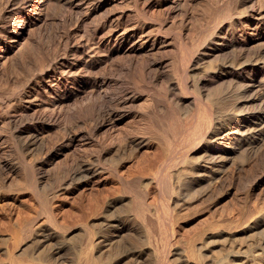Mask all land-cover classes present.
<instances>
[{"label": "bare ground", "instance_id": "bare-ground-1", "mask_svg": "<svg viewBox=\"0 0 264 264\" xmlns=\"http://www.w3.org/2000/svg\"><path fill=\"white\" fill-rule=\"evenodd\" d=\"M43 1L36 0L35 5L29 8L31 0H19L18 7L10 8L12 10L7 16L8 23L5 24L4 20V24L0 25V63L2 57L11 52L16 53L17 57L10 58L12 60L10 73L12 70L16 73L23 72L30 78L40 77L48 82L52 93L45 100H37L38 98H32L26 87L24 88L25 83L24 86L21 83L23 86L21 88L19 85L21 90L17 86L18 92L15 93L16 90L13 91L12 88V94H15L11 97L8 95L9 98H5L6 101L1 99L3 95L0 97V137L4 131L5 135L7 134V141L9 140L10 146L12 145L17 154L15 161L0 160V168L6 167L19 173L22 176L21 187L35 188V192L38 188L36 186L38 180L44 179L45 176L42 174L40 176V168L32 164L33 161L24 159L21 150L35 145L40 133L37 128H32L31 124L23 121L30 116V119L32 117L36 121L52 124L53 127L66 128L68 123L82 117L89 119L98 114L111 118L121 116L122 108L134 103L135 98L121 100L116 107H111L106 99L96 101L97 99L95 100L93 96V90L100 84L94 68L97 56L101 53L102 44L113 42L115 46L121 48L128 42L134 45V42L140 40L142 45L151 36L157 35L146 33L143 29L131 31L122 29L123 31L118 32L121 22L110 21L106 31L98 36V33L102 32L100 28L97 29L95 26L97 30H91L92 25L88 27L85 24L86 26H83H85L86 38L84 37L81 41L83 36L79 37L80 42L68 45L67 49H63L64 53L54 52L53 54L49 48L45 47V50L39 51L40 53L34 51L39 55L33 57L31 52L35 49L34 47L30 49V43L35 33L34 29H37L36 25L40 21H46L44 17L47 15L43 16L42 11L46 10L44 12L47 13L52 0H45L42 4ZM181 1L169 0L170 6H168L177 9ZM202 1L203 15L201 13L199 15L203 17L202 21L198 20L202 23L194 25L193 21L192 26L186 24L183 28L182 25V31L175 35L174 45L177 43L175 50L178 49V51L176 53L172 51L175 53L172 57L162 58L152 65L147 63L142 66L141 62L139 64L142 68L138 71L140 70L143 80L165 78L169 82L165 89L169 88L171 92L170 97L159 99L157 104L149 98L145 107L143 108L144 104H141L143 109L137 110L138 117L142 121L139 125L140 131L137 132L143 135L137 143L150 147L151 141H154L160 154L158 160L148 157L145 159L147 163L143 171L148 175L146 186H134V184L132 186L125 180L122 193L106 198L102 204L94 207L90 214L92 222L87 220L80 225L70 224L68 221L60 222L55 214L53 215V211L45 205L44 213L47 223L44 226L39 224L40 228L38 225V229H33H36L34 235L37 238L34 241L37 242H35L36 245L43 248L39 254L45 252L43 262L46 261V264H111L108 263L109 258L120 248L123 249V253L114 264H119L125 259H132V264H264V201L251 203L256 183L264 185V173L256 183H251L250 175H248V170H252L253 167L251 163L264 148V0H201L200 2ZM183 2L186 3L188 0ZM51 8L53 9V6ZM55 8L54 6V10ZM16 17L19 18L17 25L14 23ZM185 21L188 23L187 20ZM26 30L30 32L26 34ZM34 37L33 40H35ZM50 41L47 42L51 44ZM110 49L112 51L113 48L110 47ZM102 52L101 55H104V51ZM219 59L221 61L218 62ZM29 62L32 63L31 67L28 66ZM196 71L201 72V75ZM206 76L209 78L211 88L218 83L221 85L228 83L227 90L224 91L219 87H215L214 90L213 87L214 91L204 98L200 84ZM135 83H138V80ZM146 84L148 85L147 82ZM191 86L194 87V91H190ZM86 92L88 97L85 96L87 101L85 100L83 105L73 111L66 110L65 103ZM188 93L193 96L194 110H185V106L184 109L181 107V101L185 100L184 97ZM15 110L19 113L12 112ZM103 126L102 123L99 129ZM113 142L112 137H107L96 141L95 145L100 147ZM100 157L101 155L97 154L94 158L82 159L78 167L75 169L74 166L72 167L74 170H71V178L83 179L85 176L97 174L99 168L93 167V162L98 161ZM247 158H249V164L245 166L244 161ZM50 169L46 173L48 179L52 177L56 180L57 174L58 176L60 174L59 169L57 171L56 168L55 171ZM239 181L245 187L241 195H235V184ZM19 182L20 180L16 183ZM226 182H229L227 190L222 194L217 193ZM90 184L89 180L84 186ZM48 185H46L47 188ZM46 186L44 184V187ZM203 186H207L205 192L210 191L216 196L210 208L211 211L204 208L205 200L201 197L190 206L183 204L178 211L172 209V205H179L181 201L199 194ZM8 187L14 190L15 186ZM15 189L18 188L15 187ZM153 190L159 191V202L150 199V193ZM4 193L6 194L5 191ZM46 194H48L47 191ZM14 197L16 198V195ZM228 197H231V206L235 211L233 215L228 214L227 204L219 205ZM3 210L6 209H2V212ZM12 211L0 214V264L4 262L12 264L15 261H17L16 264H24L25 261L22 259H25V253L22 251L23 254L20 255L19 252L22 257L19 259L15 250L18 251L22 247L19 240L28 234L29 239L31 231L33 232L32 223L26 221L22 231L19 229L20 236L15 237V231L12 234V230L10 232L9 226L7 227V222L12 218ZM189 216L192 217L185 219ZM181 219L187 221L180 222ZM79 230L84 232L85 245L77 253L75 250V252L72 251L71 256L74 257L68 261L70 247L68 248L64 242L78 235ZM257 233L263 234L259 241H244ZM28 239L26 242L29 241ZM10 240H12L11 243ZM21 241L23 242V239ZM169 259L172 263H169Z\"/></svg>", "mask_w": 264, "mask_h": 264}, {"label": "rangeland", "instance_id": "rangeland-1", "mask_svg": "<svg viewBox=\"0 0 264 264\" xmlns=\"http://www.w3.org/2000/svg\"><path fill=\"white\" fill-rule=\"evenodd\" d=\"M44 1L42 2V4L44 3ZM183 1H187V0H182L181 4L182 3L183 4L182 5L180 4L177 9H172L169 7L170 6L169 0H162V1L161 0H52L50 3L49 10H51L52 9L51 7L53 6L52 10L54 11V13L52 10L50 12L49 10H47V13L44 12L46 10L42 11L43 13L42 15L43 16L47 15L49 18L47 16H46L47 18L44 17L46 19V21L44 19L46 23L43 21L42 22L40 21L36 25L37 29H34L35 33L33 37L35 36L34 37L35 40H33V37H32L31 39L32 44L30 43V49L31 48L33 49V47L35 49L31 52L33 57H37L40 53L39 51L41 49L45 50V47L47 49L49 48V51L51 50L50 52L53 54L54 52L56 54L64 53L65 51L63 49L64 48L67 49L68 45H71V43H74L72 45H75V44H78V42H80L79 37L83 36L80 39L81 41L84 39V37L86 38V33H84L85 32L84 28L86 25L88 27H91L90 25H92L93 28L91 27V30H97L100 28L99 30L100 31L102 30V32L99 31L100 33H98V36H100L101 34L104 33V31H106V27L107 25L110 24V21L121 22V25H120L121 28L120 27L118 28L119 30L118 32H121L124 29L125 30L127 29V31L128 30L131 31L134 29H138V30L143 29L146 33L149 32V33L157 34V35L151 36V38L148 39L142 45H140V40L136 41L137 43L134 42V45H132L133 43L128 42L121 48H118L117 46H115L113 42L102 44V48L100 51L101 53H99L100 55L97 56V61L95 63L96 66L94 68V73L98 74V75L97 74L95 75L99 77L98 79L100 81V84L98 86L99 89L97 88L93 90V96H95V100L97 99L96 101H102L106 99L107 104H109V106L111 107H116L119 101L121 100H124V99L133 100L135 98L134 103H131V105L130 104L126 105L128 109L127 107L122 108L121 116H116L114 118H111L107 115L98 114L97 116L95 115L94 118L92 117L89 119L82 117L78 119L77 121H73L72 123L70 122V124L68 123L69 126L67 124L66 125L67 127L65 126L66 128H64V126H54L53 127L52 124L36 121L32 119V117L30 119V116H28L29 118H26L23 121L24 123L31 124L32 128H37L40 134H39L37 143L33 145L32 147H30L29 149L21 150V155L24 157L26 161H29V160H31L30 162L33 161L34 163L32 162V164H34L37 168L38 167L40 168V169L38 168L40 170V176L42 174V176H45V178L38 180L40 183L37 182L36 186L38 188L36 189V192H35V188L28 189V187L22 186L23 188L26 189L25 190L21 187L22 176L19 175V173L13 172L9 168H6V167L0 168V204L3 203L4 205V208H3V205H0V212H1L0 214L4 212L10 213L13 209L11 206L14 207V205H12L13 202H14L13 204H15L16 206L17 205H19V207L22 206L20 208L18 206L17 207L15 206L16 208L14 207L15 209H13L14 211H12V218L9 222H7L8 223L7 227L9 226L8 229H10V232L11 230H12L11 232L12 234L14 231L16 232V235L14 232L15 237L20 236L21 233L19 234V232L20 230L22 231V227L26 221L27 222L30 221L32 223V226H33L32 229L37 228L39 224H41V226H44V224L47 223V220H46L47 218L44 213L45 205H47L53 211V215L55 214V216L60 222L68 221L70 222V224L77 223L80 225V223H83L87 220L89 222H92V217L90 216V214L93 212L94 207H96L98 204H102L106 198H110L115 195L121 194L122 187L124 186L123 182H125V180L129 185L132 184V186L133 184L134 186H143V187L146 186L148 175L143 171V168L145 164L147 163L145 159L148 157L149 159H152V160H158V158L160 157V154H159V148L154 141H151L152 143H150L151 144L150 147H144L137 143L143 136L141 135L142 134L141 132L138 133L140 131L139 125L142 122L141 119H139L138 117V114H139L138 111H140V108L142 110L145 107V104L146 102H148L149 98H151V100L152 99L154 100V101L152 100L154 104H157L159 99H163L164 97H167V96L170 97L169 95H171V92L169 91V88L165 89V87H167L169 83L167 82L165 78L159 77V78L144 79L148 83L147 85L146 82L143 80V78L140 76V70L138 71V69L139 68L141 69L142 66L146 65L147 63L152 65L156 61L162 58L166 59V58L172 57L173 54H175L178 51V49L175 50L177 43L175 42L176 46L174 45L176 33L181 32L182 28L186 24L189 26H192L194 24L193 21L195 22L194 25H199V23H202V22H198V20L202 21L203 16L200 17L201 15H199V13L203 15V12H201L203 10L202 9L203 1L200 2L201 0H188V2L186 3ZM35 3H36V0H31L29 8L33 7ZM192 4L194 5L193 7H192ZM196 4H199L200 6ZM19 5H20L19 0H0V25L4 24V20H5V24L8 23L7 16H8V13L12 10V9L10 10V8L13 6L18 7ZM54 6L56 7L55 10H54ZM196 6H199V7H196ZM165 7H168V8H165ZM192 9H195V10L192 11ZM193 15L195 16L191 17ZM196 16L197 17L199 16L200 18L198 17L199 18L198 19ZM116 18L119 20H117ZM194 18L196 21L194 20ZM185 20H187L188 23H186ZM18 22H19V18L16 17V20L14 23L17 25ZM95 26L97 27V29ZM128 27L129 28L131 27V28L129 29ZM29 30L31 29L29 28ZM29 30H26V34L30 32ZM67 34H68V37H67ZM64 38L65 39L67 38L66 40L68 42L65 41ZM47 41H50L51 44H49V42ZM43 42L46 43V46H45V43ZM47 43H48V46H47ZM153 43L155 44L153 45ZM110 47L113 48L112 51ZM127 49H129L130 51ZM156 49L157 50L159 49V50L156 51ZM105 50L107 51L105 52ZM34 51H37L39 53L34 52ZM56 51H58L59 53H57ZM102 51H104V55H101L103 53ZM108 51H109V54H108ZM172 51L175 53H172ZM106 54L108 56H106ZM13 56L17 57L18 55H16V53L14 52H11L10 54H7L6 56L2 57V60L0 63V65L2 64L0 66V91H1L0 97L1 95H3L1 99L3 98L2 100L6 101L9 98L8 95H10V97L13 96V94L18 92V90H16L18 89V87L21 90V88L24 86V83L26 85L24 86V88L26 87L25 89L27 90V92H29L32 95V98L34 99L36 97L38 98L37 100H41V99L45 100L48 96H51L52 93H51V90H49L50 88L46 80L45 82L43 81L44 79L40 77L38 79L30 78L23 72L16 73V72H12L11 70L12 74L10 73L9 69H11V61H12L10 60V58H12ZM217 61L219 62L221 61V59ZM140 62L142 63V66L139 65ZM30 64L32 65V63L30 62L28 63L29 67H31ZM196 72L198 73V71ZM14 73L16 75H14ZM20 73L21 75H19ZM198 74L201 75V72H199ZM126 77L129 79H127ZM206 77L203 78V81L200 84L201 85L200 90L201 92L203 90L202 93H203L204 98H207V96L210 93H212V91L215 90V87L224 89V91L227 90L226 88L228 87V83H224L222 85L218 83L217 85L215 84L211 88L209 84L210 83L209 78L208 77L206 78ZM137 80H138V83H135ZM27 81L28 83L26 84ZM21 83L23 84V86H21L22 85ZM130 84H133V85H130ZM135 84L138 86V88H136L137 86ZM192 84L193 83H191V85ZM19 85L21 86V88ZM144 86L145 88H143ZM213 87H214V90H213ZM12 88H13V91L14 89L16 90L15 93L13 94H12L13 92ZM193 88L194 87L191 86L190 91H194ZM10 90H11V93H10ZM152 92H154L155 94ZM151 93L154 96L151 95ZM188 94H186V96L184 97L185 100L181 101L182 103L181 107H183L184 109V106H185V110H188V109L194 110L195 103L193 101L194 100L193 96H191V93H188ZM155 95H158L157 96L158 98L155 97ZM85 96L88 97L87 92L86 94L83 93L79 97H76L70 100L69 102L65 103L64 106L66 110L73 111L75 108L83 105L87 101V97L85 98ZM141 104L142 105L144 104V106H142L143 108L141 107ZM124 111L126 113L128 112L127 113L128 115ZM12 112L16 114L19 113V111L17 110L12 111ZM102 123L104 124V126L101 129H99ZM107 137H112L114 139V142L111 144L100 146V147L95 145L96 141L101 140L103 138H107ZM7 139H8L7 134L5 135V132L3 131L0 137V160L8 159L12 162V161H15V157L17 154L14 152L12 145L10 146L11 143L9 142V140L7 141ZM118 142H120V144ZM92 144L95 146H93ZM95 147L98 148V150ZM110 149L111 150L113 149V150L110 151ZM97 154L101 155V157L98 161L94 159L96 163L93 162L94 165L93 164L92 165L93 167L99 168L100 173L98 172L94 176L92 175H88L87 177L85 176L83 179L78 178L79 180L76 177L71 178L72 171L76 167H78V164L80 161H83L85 159L87 160L90 157L94 158L95 155ZM248 162H249V158H247L246 161H244L245 166H248L249 164ZM251 164H252L251 166L253 167H252V170H248V175H250L251 183H256L262 177V174L264 173V148L258 153L257 157ZM47 168L49 169L51 168L50 171H55V170L57 171L59 169L58 170V173L60 171L59 176L61 175L63 176L59 177L57 174V177H56L57 182H55L56 180L52 177L48 179L46 173L49 171V169ZM62 169H64L63 172L61 171ZM70 171L71 173H69ZM52 179L55 181H53ZM19 180L20 182L18 184H20V186H16L18 185L16 182H18ZM89 180L91 181V184L89 186H84L85 183ZM51 183H53V185ZM11 184L13 185L15 184L14 186L18 189H15V187ZM44 184L45 186L49 184L48 185L49 187L48 188L47 186L44 187ZM256 185L257 186H254L253 197L251 199V203L253 204H256L259 202L261 203L264 201V185H258V183H256ZM8 186L14 187L13 188L14 190H12ZM227 186H229V182H226L224 187L220 188L217 193H220V194L224 193L227 190ZM235 186H236L234 190L235 195H241L245 186L242 185L241 181H239L238 183L236 182ZM7 187L9 188V191L7 190ZM206 187L207 186H203L201 188V192L199 194L194 195V197L181 201L180 202L181 205L180 203L179 205H176V206L172 205V209L174 211H178L179 209L183 207V204L184 206H188V205L190 206L194 204L195 202H197V200H199V198L201 197V199L205 200L204 208L208 211H211L210 208L212 207V204L214 203L216 196L212 195L210 191L205 192L207 189ZM10 189L12 191H10ZM38 189L40 190L37 191ZM4 191L6 192V194L4 193ZM17 191L19 192V194ZM46 191L48 194H46ZM7 193H9L10 195ZM15 195H16V198L14 197ZM12 198H15V199H12ZM45 199H48V200H45ZM150 199H152L155 202H159V199H160L159 191L153 190L150 193ZM5 201H7L8 204ZM44 201H47V202H44ZM5 204H7L6 207H5ZM226 204L228 206L227 207L228 214L233 215L235 211L233 207L231 206V197L223 199L219 203V205L221 206L226 205ZM2 209H6V210L5 211L3 210L2 212ZM7 209H10V210H7ZM17 211H20L21 213L20 212L17 213ZM16 214H19V215H16ZM16 216L18 217L17 219L15 218ZM191 217L189 216L185 219H189ZM12 219L14 221H12ZM185 219H181L180 222H186L187 220L185 221ZM9 223L11 224V226ZM34 224H35V227H34ZM41 226L39 225L38 228H40ZM35 230L33 229V232L31 231L29 239H28L29 237V234H28V236L25 235L22 238L23 242L21 241L22 239L19 240L20 245H22V247L18 251L17 249L15 250L16 256H18L19 259L20 258L22 259L20 255H22L23 252L25 253L24 254L25 259L24 258L22 259L25 261L24 264H44V263L46 264V261L43 262L45 260L44 259L45 255H43L45 254V252L42 250L43 252H40L39 254V251H41V249L43 248L38 246V244L36 245L37 242L34 241V240H37L36 235H34ZM78 232H80L78 235H75V237L71 238L70 240L66 239L64 242L68 248L69 247L71 248V249L69 248L70 252L68 250V252L70 253V254L68 253L67 255L68 261H70L71 257H74V256H71L73 255L72 251L75 250L77 253V251H79L81 247L85 245L86 239L84 236V232L80 230L77 231V233ZM262 235L263 234L261 233H257L254 236L247 237L246 239H244V241L256 242V241H259ZM27 239L29 241L26 242ZM11 241L12 240H10V243ZM25 247L28 248L27 249L28 253ZM24 248H25V251L23 250ZM122 251H123L122 248L116 251V254L114 253V255L109 258L108 263L114 264L118 260V258L121 256V254L123 253ZM19 252H20V255H19ZM22 260H19V261H22ZM168 261L169 263H172L171 259H169ZM125 262L126 264L133 263L132 259H127V260L125 259L123 262L119 264H124ZM16 263L17 261H15V263H12V264H16ZM3 264H6V263L4 262Z\"/></svg>", "mask_w": 264, "mask_h": 264}]
</instances>
